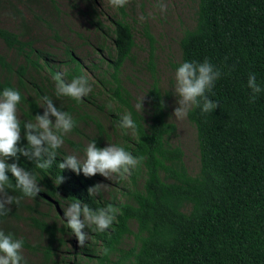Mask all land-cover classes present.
I'll list each match as a JSON object with an SVG mask.
<instances>
[{
  "label": "trees",
  "instance_id": "obj_1",
  "mask_svg": "<svg viewBox=\"0 0 264 264\" xmlns=\"http://www.w3.org/2000/svg\"><path fill=\"white\" fill-rule=\"evenodd\" d=\"M196 1L195 23L179 40L180 62L207 58L221 72L206 93L217 101L216 108L209 113L196 108L187 114L197 131L199 172L193 175L188 171L182 149L169 141L176 125L167 118V96L156 73L155 38L147 25L143 35L149 46L148 68L153 79L147 92V118L130 103L131 94L121 76L126 63H135L136 39L124 7H117L118 14L110 19L108 27L112 48L101 58L105 63L101 81L109 99L117 105L115 111L127 108L135 123L128 129L132 134L123 147L142 159L128 173L129 189L123 191L122 199L102 192L89 198L86 189L99 182V174L85 177L59 169V160L67 154L61 147L47 169L37 168L18 154L16 162L36 173L41 191L33 198L22 197L18 206L7 205L9 211L0 217V229L17 236L15 223L23 218L22 213H36L38 216L31 215L30 220L46 234L48 244L43 253L49 260L62 242L58 237L74 235L66 227L63 211H58L59 204L78 198L90 208L111 203L116 209L113 223L104 232L82 229L88 234L81 245L87 264H92L90 260L93 264H264V90L250 101L246 86L251 72L264 89V0ZM4 2L19 11L12 0H0V5ZM16 2L23 4V0ZM95 24L104 33L102 22L97 19ZM0 38L16 55L7 60L0 53V88L20 91L17 107L22 122L43 112L38 104L48 94L61 110L91 117L81 110L97 105L93 96L79 103L54 97L53 76L58 67L34 39L3 26ZM67 54L68 69L63 78L86 75L75 53L67 49ZM112 115L117 122L119 114ZM75 121L77 128L78 119ZM95 121L98 132L91 140L103 147L107 132L101 121ZM25 143L21 128L19 144ZM60 176L63 180L57 185ZM8 191L12 194L13 190ZM14 194L19 195L18 191ZM27 200L33 204L25 203ZM41 203L56 210L50 222L48 214L37 210ZM128 238H133L130 247L125 246ZM23 246L31 247L25 239Z\"/></svg>",
  "mask_w": 264,
  "mask_h": 264
},
{
  "label": "rangeland",
  "instance_id": "obj_2",
  "mask_svg": "<svg viewBox=\"0 0 264 264\" xmlns=\"http://www.w3.org/2000/svg\"><path fill=\"white\" fill-rule=\"evenodd\" d=\"M12 1L19 11H14L8 2L2 3L0 5V26L21 33L26 38L34 39L36 45L50 55L58 67L57 71L61 74L68 69L67 49L72 50L82 62V67L92 85L89 95L93 96L92 100L97 105H87L81 110L82 114L85 111L91 117L85 114L78 116L74 112H69L74 119H78L77 128H73L70 133L66 134L61 148L67 154L75 153L82 157V148L98 132L95 120L101 121L107 132L103 138V146L108 143L123 146L127 136L132 134V130L120 129L112 113H118L120 116L129 111L125 107L115 111L117 105L109 99L107 87L102 85L101 81L104 79L103 71L105 70V63L103 64L101 58L112 48L111 33L108 27L110 19L118 14V8L110 0H23V4L17 3L16 0ZM159 3L164 4L163 11L160 10ZM123 7L127 20L134 27L136 39L135 63H126L121 76L123 85L131 94L130 103L147 118L149 110L147 92L153 82L148 68L149 46L143 35L144 26L147 25L155 38L156 73L160 88L167 96V118L176 125L175 133L169 141L173 146H179L182 149L185 166L191 174L195 175L200 169L196 127L188 116L181 119L174 117L173 109L177 105L171 86L174 68L181 58L179 40L183 31L193 27L195 23L197 1L126 0ZM97 19L104 25V33L96 26ZM0 53L5 55L7 60L16 56L1 38ZM17 115H20L18 107ZM99 176L98 183L105 184L101 190L105 196L116 195L122 199L123 191L129 189L128 174L122 178L113 177V180L100 174ZM31 202L27 200L25 203ZM64 206L66 205L61 202L58 211H62ZM37 210L41 214L49 215L48 222L56 215L55 208H50L46 203H41ZM22 215L23 218L17 223L14 221L12 223L17 225V237H23L31 245L30 248L23 246L21 250L27 264H87L88 257L82 253L81 245L74 235L59 236L58 239L62 240L61 244L49 260L45 259L43 252L48 244L46 234L40 232L30 220L31 215H38L27 211H24ZM60 222V219H57V223ZM132 242L133 238L126 239L125 246L130 247ZM90 261L94 263L93 260Z\"/></svg>",
  "mask_w": 264,
  "mask_h": 264
},
{
  "label": "clouds",
  "instance_id": "obj_3",
  "mask_svg": "<svg viewBox=\"0 0 264 264\" xmlns=\"http://www.w3.org/2000/svg\"><path fill=\"white\" fill-rule=\"evenodd\" d=\"M110 2L116 7H123L126 0ZM159 7L163 11L165 6L159 3ZM220 76V69L207 58L202 61L179 62L172 75L171 91L176 97L177 105L173 109L174 117L184 118L189 111L196 108L202 113L212 112L217 101L206 93L211 91ZM53 81V95L57 99L68 97L79 103L92 91V85L86 75L73 76L70 80H65L58 72L53 76ZM246 86L251 93L250 101L255 100L257 94L264 90L258 83L256 74L251 72L247 75ZM40 101L38 106L43 108V112L32 115L33 119H25L22 122L17 115V106L21 102L20 91L14 87L0 88V217L8 213L7 205L18 206L22 197L33 198L41 191L36 173L16 162L18 154L34 162L37 168L47 169L57 159L58 149L63 145L66 134L75 127L76 121L72 114L54 106L53 98L43 95ZM117 126L122 130L135 127L131 114L128 112L120 114ZM21 128L26 141L23 145L19 144ZM81 151L82 157L75 153L64 154L57 164L58 168L69 169L85 177L100 174L113 180V177L122 178L130 173L142 159L140 156H133L118 144L108 143L98 147L95 139L90 140ZM62 180L63 177L60 176L57 185ZM103 185L105 184L95 183L88 186L86 191L89 198L99 196ZM10 189L13 190L12 194H9ZM14 191H18L19 195L14 194ZM62 211L67 229L75 235L80 245H84L88 234L82 229L104 232L113 223L116 209L111 203L103 207L90 208L77 198L69 201ZM23 245V237L0 229V264H27L21 251Z\"/></svg>",
  "mask_w": 264,
  "mask_h": 264
}]
</instances>
